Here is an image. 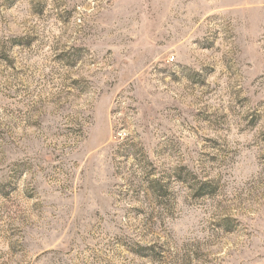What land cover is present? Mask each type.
<instances>
[{
  "label": "rangeland",
  "instance_id": "374dc122",
  "mask_svg": "<svg viewBox=\"0 0 264 264\" xmlns=\"http://www.w3.org/2000/svg\"><path fill=\"white\" fill-rule=\"evenodd\" d=\"M0 264H264V0H0Z\"/></svg>",
  "mask_w": 264,
  "mask_h": 264
}]
</instances>
